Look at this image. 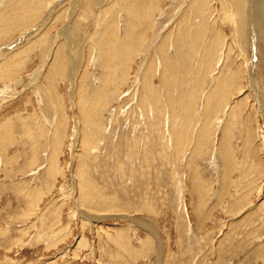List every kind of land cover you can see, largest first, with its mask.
Returning a JSON list of instances; mask_svg holds the SVG:
<instances>
[{"label":"rangeland","instance_id":"obj_1","mask_svg":"<svg viewBox=\"0 0 264 264\" xmlns=\"http://www.w3.org/2000/svg\"><path fill=\"white\" fill-rule=\"evenodd\" d=\"M0 264H264L263 0H0Z\"/></svg>","mask_w":264,"mask_h":264},{"label":"bare ground","instance_id":"obj_2","mask_svg":"<svg viewBox=\"0 0 264 264\" xmlns=\"http://www.w3.org/2000/svg\"><path fill=\"white\" fill-rule=\"evenodd\" d=\"M203 2V1H202ZM263 2H264V0H263ZM201 4V3H200ZM203 4V3H202ZM137 6V5H136ZM139 8V7H138ZM205 12V11H204ZM203 12V13H204ZM242 17V16H241ZM180 18V17H179ZM243 20H244V18H243ZM263 25V24H262ZM179 34V33H178ZM72 43V42H71ZM42 77V76H41ZM219 92V91H218ZM218 94V93H217ZM216 104V103H215ZM230 237V236H229Z\"/></svg>","mask_w":264,"mask_h":264}]
</instances>
